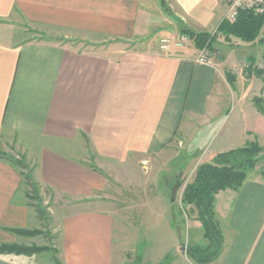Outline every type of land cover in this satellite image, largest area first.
<instances>
[{"label":"crops","instance_id":"crops-1","mask_svg":"<svg viewBox=\"0 0 264 264\" xmlns=\"http://www.w3.org/2000/svg\"><path fill=\"white\" fill-rule=\"evenodd\" d=\"M165 2L166 9L161 0H0V138L10 135L35 181L71 205L62 217V264H113L106 175L131 184L138 160L167 158L178 171L187 147L196 156L212 146L200 154L207 161L250 140L264 145L262 97L239 93L228 103L231 85H247L255 72L228 76L227 66L255 61L262 45L213 39L217 69L195 63L192 43L164 51L162 37L184 27L211 32L228 8L224 0ZM22 184L19 168L0 157V242L29 223ZM214 209L223 246L208 264H264V167L250 169L237 189L217 191ZM0 264L41 260L0 253Z\"/></svg>","mask_w":264,"mask_h":264},{"label":"rangeland","instance_id":"rangeland-1","mask_svg":"<svg viewBox=\"0 0 264 264\" xmlns=\"http://www.w3.org/2000/svg\"><path fill=\"white\" fill-rule=\"evenodd\" d=\"M224 1L228 7V2L231 0ZM38 34L31 33L32 37L48 38ZM210 35L217 39L216 35ZM263 47L262 45L260 52L264 51ZM255 59L251 62L260 61L264 64V55L256 53ZM228 64V71L232 74L230 69L232 65L244 63L233 61ZM251 72L255 73L252 74L250 82L246 79L247 85L240 83L231 85L228 90L232 93H228L229 105L231 96L237 98L239 93L246 94L245 96L252 99L262 97L264 102V70L251 69L247 73ZM238 76L242 79L241 75ZM249 100L242 103L248 107ZM235 102H237L236 99ZM10 138V135H7V140L0 138V157L8 159L9 162L15 160L20 162L23 171L31 176L28 181L24 179L22 184L31 210L29 223L22 228L8 229V234L3 235L6 240L2 242L47 248L35 254L41 260V264H55L53 258L62 264V217L71 205L65 206L68 204L65 197H60L35 181L31 175L26 154L21 149L18 150L14 144L11 145ZM211 149H213L212 146L199 148L198 154L194 156L192 154L197 151L196 149L185 148L183 152L189 158L185 161H183L184 157L182 158L178 171L175 168L176 163H166L167 158H156L157 160L154 161L138 160L136 176L131 184L115 181L112 176L106 175V171L100 170L108 177L104 209H107L113 218V264H158L160 262L203 264L197 262L189 253H184L191 239L200 244L206 242V239L203 237V227L196 218V214L187 215V210L181 206V194L185 183L190 179L192 167L197 164V161L204 162L200 154H210ZM263 154L264 151L258 154L256 167H264V157L261 158ZM90 157L87 158L89 163L94 161V157L92 155ZM172 218H176V221ZM216 219L218 220L217 217ZM219 226L221 230L220 222ZM190 236L192 238L187 239Z\"/></svg>","mask_w":264,"mask_h":264},{"label":"trees","instance_id":"trees-1","mask_svg":"<svg viewBox=\"0 0 264 264\" xmlns=\"http://www.w3.org/2000/svg\"><path fill=\"white\" fill-rule=\"evenodd\" d=\"M161 4L166 9L165 0H161ZM181 31L192 38L196 47H203L207 43L211 47L212 40L215 39L210 35L211 33L206 31H195V29L185 27ZM217 31H220L224 40L234 38L244 42L260 43L264 46V16L256 14L254 9L240 10L233 21L224 17L218 25ZM228 76H232V74ZM262 151H264V145H261L257 140H250L243 146L216 153L210 160L194 167L190 179L182 189L181 206L187 210V215L196 214V218L203 227V237L206 242L200 244L191 241L185 247V252L189 253L197 262L203 264L209 262L218 257L222 250L223 235L219 221L214 217L216 216L214 200L217 191L227 188L237 189L245 180L248 171L255 166L258 154ZM10 162L19 168L23 180L28 181L31 178L20 167L22 165L20 162L16 160ZM92 168L95 171H100L96 166H92ZM172 219L176 221V218ZM46 249L0 242V253L32 255ZM53 260L55 264H60L56 258Z\"/></svg>","mask_w":264,"mask_h":264},{"label":"built area","instance_id":"built-area-1","mask_svg":"<svg viewBox=\"0 0 264 264\" xmlns=\"http://www.w3.org/2000/svg\"><path fill=\"white\" fill-rule=\"evenodd\" d=\"M228 3L229 5L224 17L230 21L235 20L237 14L242 9H254L256 14H262L264 16V0H231V2ZM211 34L216 35V38L219 39L222 35L220 31L218 32L216 29H214ZM191 39L192 38L186 33H182L173 39L162 37L159 46L162 50L167 51L171 45L180 46L183 44H194ZM196 48L194 56L195 63L197 62L199 64L208 65L215 69L218 68L219 63L216 53L209 47L208 43L203 47ZM230 69L232 74L247 73L251 69L264 70V64L260 61H256L255 63L245 61L243 65H232Z\"/></svg>","mask_w":264,"mask_h":264}]
</instances>
